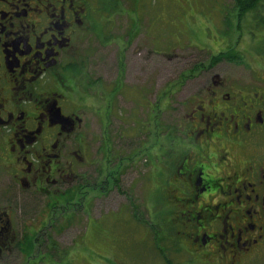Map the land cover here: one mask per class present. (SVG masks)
Returning <instances> with one entry per match:
<instances>
[{"label": "flooded vegetation", "instance_id": "obj_1", "mask_svg": "<svg viewBox=\"0 0 264 264\" xmlns=\"http://www.w3.org/2000/svg\"><path fill=\"white\" fill-rule=\"evenodd\" d=\"M153 1L191 22L193 0ZM229 1L237 23H251L237 29V45H228L225 23L219 41L201 50L208 60L198 95L181 105L183 120L170 137L163 133L162 90L149 98L143 66L130 68L131 60L145 62L150 17L144 0H0V176L7 180L0 189V264L16 254L25 264H55L47 255L31 256L40 231L57 220L61 230L70 227L77 211H89L101 198L114 202V192L126 207L105 214L125 232L116 234L107 256L98 243L84 245L88 264H100L98 257L103 264H264V45L256 35L264 4ZM248 3L252 8L243 16ZM85 76L91 85L82 83ZM116 121L132 134L114 136ZM115 137L128 140L127 154L114 153ZM97 154L99 161L93 160ZM143 156L146 168L158 166L155 185L164 197L157 208L167 210L168 221L163 233H147V225H155L144 218L146 174L132 168L139 171L132 180L138 208L131 186L121 189L124 170ZM88 158L91 172L84 169ZM35 197L44 201L42 217L22 223L19 232V200ZM131 225L139 229L143 250L150 246L147 255L126 247ZM52 235L62 237L57 229Z\"/></svg>", "mask_w": 264, "mask_h": 264}, {"label": "rangeland", "instance_id": "obj_2", "mask_svg": "<svg viewBox=\"0 0 264 264\" xmlns=\"http://www.w3.org/2000/svg\"><path fill=\"white\" fill-rule=\"evenodd\" d=\"M261 1V3L264 4V0ZM144 2L147 3V14L150 17V20L148 18L147 21V32L143 35L144 48L141 50L142 54H144L143 59L145 60V62L135 63L133 62L134 60H131L129 61L131 62L130 68L138 70L139 67L143 66L142 69H144L147 75V92L148 94L150 93V95L148 96L149 98L152 97V93L155 90H162L163 133H167L168 136L171 137L170 133L174 131L172 130V128L175 129L174 125L176 121L183 120V109L181 105L188 103L192 95H198V93H196V91L199 89L198 78L203 76L202 70L204 67H206L208 60L206 53L201 50H203L204 47H207L209 43L219 41V38L222 36L221 32H223L225 28V23H227L226 28L228 31V45H230V47H233V45H237L239 42H237V37L240 34L237 29L240 30L243 25H249L251 23V20L243 19V23L238 24L235 20V15L231 13V10L229 9L231 6V2L229 0H193L191 4V8L193 9V11L190 14L187 13L190 17H192V20L189 23L186 20V16H183V13H180L179 11H175L173 9L171 10L165 5H163L162 8L153 0H144ZM250 4L251 3L242 5L243 16L245 15V13L251 10L252 5ZM130 8L134 9V6ZM154 10H159L157 15ZM228 13L232 14V19L230 21L228 19L231 18V14ZM263 15L264 8H261V13L257 18V22H259L260 28L258 30L256 29V35L260 37V40H262V47L264 45ZM156 16H159L161 20L154 19ZM210 19L211 21H214L215 27L211 26L209 22ZM196 22L198 23L195 24ZM141 31L143 32V29ZM251 37V34H245L247 43L249 42L251 44ZM242 47L243 49H246L245 45ZM248 47L250 48L249 45ZM152 49L161 52L162 54L154 55L152 53ZM226 55L227 58H235L234 56L228 55V53ZM229 68L234 67L229 66ZM157 77H160V82L157 86H155ZM81 81L82 83L91 85L90 76H85V78ZM119 107L128 110L131 106L122 103V101H119ZM150 122L151 120L148 121V123ZM150 125L148 124L147 126V131L149 133L147 135V139H149V145L154 139V135H151L149 130L151 129V132L154 131V129L152 128L153 123L151 126ZM129 127L127 128L116 121L113 124L112 133L114 132V136L118 135L119 133L132 134V130ZM170 129L172 131H170ZM115 138L116 142H114V153L116 155L121 153V156L127 154V139L125 137L123 138V140H120L118 137ZM101 146L103 155L106 157L107 152L104 149V144ZM95 148V145H91L88 153L93 156L96 153ZM97 155L98 157L93 158V160H100L101 155ZM91 160L88 158V163H84V169H88L90 172L92 171V167H86L87 164L91 163ZM111 160V162H116L114 158H111ZM144 160L147 161L144 156L142 158L140 157V159H138L136 163L129 165L128 168L124 170L127 178L122 183L121 189L125 193V190H127L128 187L131 186L132 189L129 192L130 198L132 199L136 208H138L141 201L139 196V187L132 180L138 177L139 171L134 172L132 171V168H135L136 170L141 169L140 172L142 174H146L143 187L144 193L146 194L147 212L144 218L145 220H147V223L148 221H150L151 224L155 225H147V233H163L164 227L166 226L165 224L168 221L165 219L167 216V213L165 212L167 210L164 209V213L161 214V210L157 208L164 197L161 185L157 188L155 185V173L157 171L155 172L154 169L158 166H155L154 169H150L149 167L146 168V166H144L146 165L144 164ZM98 168L100 169L101 165H99ZM6 185V178L0 176V189L5 188ZM112 196H114V202H108L107 199L101 198L94 202L92 209H90L89 211H77L75 215V218L77 219L76 223H73L68 228L61 230V228L57 226L60 220L54 221V224L52 222L53 225L51 226H45L40 231L41 233L36 237L38 242L33 243L35 251L33 248L31 256L37 259L38 255H47L49 256L50 261L55 264H88V261L86 260L87 257L84 258L83 253L80 251L82 249H85L84 245H92V249H94V242L98 243V245L101 247L98 249H101L102 253L107 256L108 252H111V248H109V246H112L111 244L114 241L113 238H115L118 232H125V230L123 229H121L120 231H116L117 227L115 226V217L105 214L108 211H116L117 207H126V205L122 203L123 198L120 195H117V193L114 192ZM43 203L44 201L38 197H35L34 200L30 199L29 201H26L25 199L24 201L19 200V208L14 211V221L19 232L21 230L20 226L22 225V223L25 222V225L27 222L36 223L37 219L42 217ZM51 218L54 217L51 216ZM56 219H58L57 216ZM53 229L59 230L62 237L53 236ZM127 230V233L129 232L130 235L126 240V247H131L134 250L140 248V250L145 255H147L150 252L151 248L149 245L144 244L146 245V249L143 250V243L137 239V235L135 236V232L139 229L131 225L128 226ZM139 233L140 232L138 231L137 234ZM81 238L83 239V241H81ZM120 244H122V242H120ZM25 258L24 256L21 257V255L16 254L14 257L10 258L8 262L9 264H25ZM98 261L101 262L100 264H103L105 262V259L98 257ZM34 263H36V260ZM48 263V260H44V264Z\"/></svg>", "mask_w": 264, "mask_h": 264}, {"label": "bare ground", "instance_id": "obj_3", "mask_svg": "<svg viewBox=\"0 0 264 264\" xmlns=\"http://www.w3.org/2000/svg\"><path fill=\"white\" fill-rule=\"evenodd\" d=\"M20 253V252H19Z\"/></svg>", "mask_w": 264, "mask_h": 264}]
</instances>
